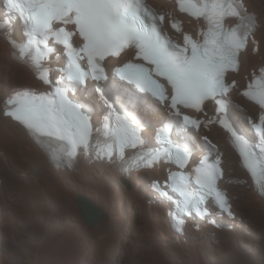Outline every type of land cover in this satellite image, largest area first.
I'll list each match as a JSON object with an SVG mask.
<instances>
[{
  "label": "snow or ice",
  "instance_id": "obj_1",
  "mask_svg": "<svg viewBox=\"0 0 264 264\" xmlns=\"http://www.w3.org/2000/svg\"><path fill=\"white\" fill-rule=\"evenodd\" d=\"M177 2L180 12L203 21V30L196 34L199 39L183 33L182 42L176 43L162 36L165 15L155 12L144 0H6L7 10L17 12L23 20L28 45L43 43L48 53L56 51V45L61 46L67 57V68L66 75L53 83L40 57H31L30 66L37 79L48 85L50 91L40 94L29 89L16 91L6 100L4 115L21 123L42 146L41 137L64 141L63 156L54 155L53 159L59 166L66 157L71 166L78 147L85 150L91 147L93 126L87 108L70 99L69 92L87 89V81L91 80L94 82L92 93L98 94L108 110L102 132L110 142L106 150L95 149L98 158L112 159L115 153L123 161L126 149H138L135 157L126 162L129 169L151 167L156 162L175 164L183 169L190 157L185 148L171 139L172 125L198 130L205 123L214 122L229 131L235 141H242L249 156H255L247 141L237 135L226 119V97L236 86L235 81L227 82V74L238 71L239 56L247 49L249 37L257 26L256 16L248 12L244 0ZM230 17L238 23L226 28L225 21ZM171 27L182 32L177 20L171 21ZM77 39L79 46L75 47ZM49 41L53 42L52 47L48 46ZM129 48L135 50V59L143 63H126L116 68L110 80L102 62L107 57L120 56ZM27 51V46L19 49L16 58L26 62ZM255 82L264 83V68L260 69ZM139 94H146L164 105L172 118L156 133L162 145L159 149L144 150L136 115L128 111L133 100L144 101ZM243 95L264 108V91L254 92L250 84ZM207 103L215 106L216 121L208 119L205 122L183 111L205 112ZM121 111L125 114L121 115ZM113 118L115 129L110 127ZM253 127L264 142V114ZM260 151L264 153V143ZM193 171L195 184L202 193L198 199L183 190L184 183L189 180L184 173L169 177L171 191L183 198L181 211H187L191 205L198 215L206 214L207 210L202 213L199 207L206 197L213 198L221 210H229L227 197L216 186L221 175L219 160L209 163L205 157ZM163 194L168 195L167 192ZM181 225L182 221L177 220V231L181 230Z\"/></svg>",
  "mask_w": 264,
  "mask_h": 264
},
{
  "label": "bare ground",
  "instance_id": "obj_2",
  "mask_svg": "<svg viewBox=\"0 0 264 264\" xmlns=\"http://www.w3.org/2000/svg\"><path fill=\"white\" fill-rule=\"evenodd\" d=\"M245 2L249 11L258 14L263 26L264 0L260 7L254 6L251 0ZM3 18L4 7L1 0L0 21ZM184 18L193 24L190 19ZM6 34L8 32L0 31V148L8 152V154L6 151L0 152V222L3 223L6 218L15 217V214L22 212L27 216V224L32 229L40 230L41 235L37 238L34 236L35 241L30 237L32 245L37 246L38 258L34 264H41L48 256L56 258L57 249L61 246L70 248L69 255L76 261L75 264H82L95 242L100 245L95 246L96 248L107 250V260L110 261H113L118 252L120 253V246L126 244L130 253L123 252L116 258L119 260L118 264H144L139 261L135 252L146 242L149 255L156 264H209L207 250L212 248L210 253H214L215 247L211 243L214 239L218 240L219 233L225 236L229 247L227 262L252 264L250 252L240 250L237 239L243 234L241 228L247 229L248 215L245 209L249 208L251 213L259 211L261 218L264 219V200L254 190L252 177L238 165V158L226 143L225 133L212 127L215 130L208 135L219 144L225 156L232 153L236 157V162L231 156L224 166L227 175L230 174L229 170L235 167L234 172L231 171L238 181L236 183L230 179L228 182L227 178L223 184L224 188L230 191L237 209L235 221L221 222L210 218L202 224L203 227L212 229L209 230L210 233L208 229L202 228L201 223H197L194 228L196 236L192 241H188L186 230L181 236L172 231L166 217L168 205L159 201L157 194L151 190L147 192L143 187L142 183L145 181L151 186L153 180L162 176L163 171L160 167L140 173H122L121 160L115 156L112 159L98 158L94 147L88 150L78 147L75 163H71L69 167L58 166L53 162L51 153H47L22 124L4 115L5 102L16 91L28 87L44 88L42 82L26 66L13 58V50L6 40ZM246 54L247 50L243 56ZM259 60L255 62V68L264 64V56ZM116 62L110 60V65L116 66ZM86 95L89 101H92L93 107L98 108L99 113L94 115V119H98L102 107L97 103L95 96L92 97L89 93ZM138 106L133 103L128 109H132L148 123L149 131L155 130L162 117H166L164 111L152 112ZM141 111L144 113L143 116ZM158 113L160 116L156 120ZM232 163L235 165L232 166ZM240 173H244V177H240ZM123 179H126V182ZM244 185L249 186L250 190L245 189ZM79 195L91 199L106 218L94 227L87 226L77 204ZM235 196H239L238 200ZM126 203L134 204L128 209L130 215L127 218L123 214ZM138 209L141 218L137 216ZM44 246L51 249L50 253L42 251ZM218 249L220 251L222 246L219 245ZM3 258L0 251V264H4ZM12 264L18 263L13 260Z\"/></svg>",
  "mask_w": 264,
  "mask_h": 264
},
{
  "label": "rangeland",
  "instance_id": "obj_3",
  "mask_svg": "<svg viewBox=\"0 0 264 264\" xmlns=\"http://www.w3.org/2000/svg\"><path fill=\"white\" fill-rule=\"evenodd\" d=\"M251 1L254 4V6H257V7H260V5L262 3V0H251ZM0 3H1V0H0ZM262 22H263V20H262ZM261 27L259 29V33H257V35H256L260 41V52L256 53V54H252L250 51H247V54L245 56H242L243 65H244V62L248 60L251 63H253V68H254L255 62H257L261 56H264V25L262 26V24H261ZM261 30H263L262 31L263 33L261 32ZM18 33H19V30H18ZM116 64H117V62H116ZM242 70L244 72L245 71L247 72V69H245L244 66L242 67ZM11 86H13V85H11ZM142 112L143 111H141V116L144 115V113H142ZM137 113H138V111H137ZM156 116H157L156 120H158L160 113H158ZM153 132H154V130H151V132L148 134V137L151 139H152ZM2 151H6V150L0 148V152H2ZM7 154H8V152H7ZM231 156H233L232 158L236 162V157L232 153H229V155H226V162L231 159L230 158ZM234 165H235V163H232V166H234ZM233 168H235V167H233ZM233 168L230 169L229 171H231V170L233 171L234 170ZM2 174H3V172H2ZM239 176L244 177V173H240ZM123 180L125 181L126 179H123ZM145 182H147V181H145ZM145 182L142 183L143 187H145V190H147V192H150L149 182H147V184ZM144 184H146V186ZM3 185L6 188L4 180H3ZM228 185H230V184H228ZM244 186L246 187L245 189L250 190L249 186H246V185H244ZM229 193H230V191H229ZM239 195H240V193H239ZM236 198H237L236 200H238L239 196ZM133 205L134 204L129 205L128 203H126V208L124 206L123 214H124L125 218L129 217L130 212L128 209L131 206L133 207ZM245 206H246V208H248L247 205H245ZM125 209H126V211H125ZM248 209H245L247 212V215H248V223L246 224L247 229L241 228L243 231V234L241 237H238V239H237L238 244H240L238 246H239L240 250H242V251L244 250V252H247V251L250 252V261H252V264H264V233H263L264 232L263 231L264 230V219L261 218V213L259 211L255 210L254 213H251L250 210H248ZM235 210L237 212V209H235ZM138 213H139V215H137V216L139 218H141V213H140L139 209H138ZM14 216L15 217H12V218H6L5 221L3 222L4 224L2 222H0V238H2V239H0V251H1L2 256L4 257L3 261L6 262V263L5 262H3V263L4 264H12V261L15 260L18 264H34L36 259L38 258L37 246L34 243H33L34 245H32V243L30 242L31 241L30 239L32 238V240L35 241L34 236H36V238H37V236L41 235V232L37 228L32 229V227H30L27 224L28 219H27V216L24 215V213L19 212L17 215L15 214ZM194 228H196V226L192 227V222L190 221L187 228H186V236H187L186 240L192 241L195 238L196 235L194 232ZM202 228L208 229L209 233H210V231H212V229L208 228V227L205 228L202 226ZM223 228H225V227H223ZM207 237H209V236H207ZM217 238H218V240L214 239L211 243L215 247L214 253L213 252L210 253L212 248H210V250L208 248V250H207L208 252L206 255L208 258L207 259L208 263L209 264H223L226 261L225 264H229V263L231 264V261L227 262V260H226L229 258V256H228L229 252L227 250L228 245H227L225 236L222 233H219ZM97 245H98V243L95 242L93 248L88 250L87 256H85L84 260L82 261V264H108L110 262H111L110 264H118L119 260L116 258L120 257L121 254H123V252L130 253V251L127 248L128 246L126 247L125 246L126 244L123 243L122 244L123 246L122 245L120 246V250H119L120 253L118 252L117 255L115 256V258H113V261H110V260H107L108 259L106 256L107 250L103 249L101 247H100L101 249L96 248ZM219 245L222 246V249L220 251L218 249ZM99 246L100 245H98V247ZM45 247H46V249H45ZM147 247H148V243L146 242L145 245L140 246L139 250L137 249L138 251L136 250L138 253L137 252H135V253H136L137 257L139 258V261L141 263H144V264H156V261L152 257H150L149 250ZM50 250L51 249L50 248L48 249L47 246H44V248H42V251H47L49 253H50ZM13 254H14V256H13ZM57 254L58 255L56 258H52L50 256L46 257L47 259H45L44 262H42L41 264H75L76 263V261L72 260V257L70 258V255H69L70 254V248H68V247H65V246L59 247L57 249ZM140 255H141V257H140ZM15 257H16V259H15Z\"/></svg>",
  "mask_w": 264,
  "mask_h": 264
},
{
  "label": "water",
  "instance_id": "obj_4",
  "mask_svg": "<svg viewBox=\"0 0 264 264\" xmlns=\"http://www.w3.org/2000/svg\"><path fill=\"white\" fill-rule=\"evenodd\" d=\"M77 204L84 221L88 226L94 227L97 223L106 218V215L102 213L91 199L79 195L77 198Z\"/></svg>",
  "mask_w": 264,
  "mask_h": 264
},
{
  "label": "trees",
  "instance_id": "obj_5",
  "mask_svg": "<svg viewBox=\"0 0 264 264\" xmlns=\"http://www.w3.org/2000/svg\"><path fill=\"white\" fill-rule=\"evenodd\" d=\"M259 60V59H258ZM101 107H102V105H101Z\"/></svg>",
  "mask_w": 264,
  "mask_h": 264
}]
</instances>
